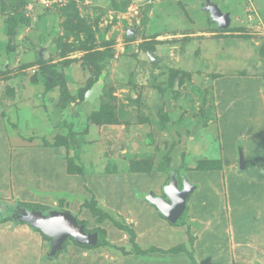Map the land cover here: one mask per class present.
<instances>
[{"label":"rangeland","instance_id":"1","mask_svg":"<svg viewBox=\"0 0 264 264\" xmlns=\"http://www.w3.org/2000/svg\"><path fill=\"white\" fill-rule=\"evenodd\" d=\"M26 210L107 244L53 258ZM263 220L264 0H0V264H264Z\"/></svg>","mask_w":264,"mask_h":264},{"label":"water","instance_id":"2","mask_svg":"<svg viewBox=\"0 0 264 264\" xmlns=\"http://www.w3.org/2000/svg\"><path fill=\"white\" fill-rule=\"evenodd\" d=\"M210 9L215 20L222 27L230 26L232 20L228 13H223L216 5H211ZM90 95L89 92L86 97H90ZM190 192L191 187H187L173 198L172 204L166 200H160L159 207L171 222H177L183 215ZM20 220L52 238V252L60 250L69 238H73L80 245L95 246L99 242V233L96 231L87 232L85 225L80 224L75 215L69 211L53 210L47 215L40 210H26Z\"/></svg>","mask_w":264,"mask_h":264},{"label":"trees","instance_id":"3","mask_svg":"<svg viewBox=\"0 0 264 264\" xmlns=\"http://www.w3.org/2000/svg\"><path fill=\"white\" fill-rule=\"evenodd\" d=\"M220 167H221V165H218V168L216 167V169H219ZM216 169H214V168H210V167H205L204 169H201V170L210 171V170H216ZM187 187H189V186L186 185V186L184 187V190H185ZM184 190H183V191H184ZM183 191H176V190H169V191H168V195H169V198H170V200L172 201V203H173V198H174L175 196H177L179 193L183 192ZM188 198H189V196H188ZM188 198H187V200H188ZM163 199H164V198H158V199H156L155 204H156V206L158 207V210H159L160 214H161L164 218H166L167 220H169V219L166 217V215L162 212V210L160 209V207H159V202H160V200H163ZM168 202H169V201H168ZM169 203H171V202H169ZM172 203H171V204H172ZM186 203H187V202H186ZM91 209H93V211H94L93 213H94L95 215L101 214V215H103V216H106V212L103 211L102 209H98V208H97V209H94V208H92V207H91ZM187 212H188V208H187V206H186L183 215L180 217V219H179L177 222L174 223V225H183V224L185 223V216H186ZM169 221H170V220H169ZM79 223L85 225V227H86V231H87V232H93V231H91V230L88 229V227H87V221H79ZM172 223H173V222H172ZM117 224H118V226H120L121 229L127 230L129 233L132 234V238H131V239H132V241L134 242V237H135L134 231H133L132 229H130L128 226L123 225L122 223L117 222ZM96 232L99 233V242H98L97 246H102V245L107 244V240H106L105 233L102 232V230H101V231H100V230H97ZM44 235H45V234H44ZM46 236H47V235H46ZM47 238H48V237H47ZM72 239H73V238H72ZM84 246H85V245H84ZM88 246H90V245H88ZM134 249H135L138 253L141 252V249H140L139 246H137V245L134 246ZM123 250H124L125 253L130 254V252L126 251L125 249H123ZM131 252H133V251H131ZM51 256H52V257L56 256V253H55V252H52V253H51Z\"/></svg>","mask_w":264,"mask_h":264},{"label":"crops","instance_id":"4","mask_svg":"<svg viewBox=\"0 0 264 264\" xmlns=\"http://www.w3.org/2000/svg\"><path fill=\"white\" fill-rule=\"evenodd\" d=\"M2 155V154H1ZM14 155V154H13ZM242 166H244V163H242ZM220 169V168H219ZM217 170V169H216ZM189 187H191V192H190V194H189V198H190V196L192 195L191 193L193 192V190H194V188H195V186L194 185H191L190 183H188L187 184ZM189 198H188V200H187V203H186V205L188 204V201H189ZM163 200H166V199H163ZM167 201V200H166ZM249 208H246L245 210H248ZM147 210H149V208L147 207ZM169 221V220H168ZM264 221V220H263ZM172 225H174V223H172L171 221H170V224H169V226H172ZM141 226H143V225H141ZM175 226H181V225H175ZM145 228H147V227H145ZM149 229H151V228H149ZM204 231V229H202V232ZM153 232H157V228L155 227V229H153ZM135 242V241H134ZM134 246L135 245H133V249H132V251L133 252H131L130 254H133V256H135L134 254H136V256H138V254L140 255V252L138 253L135 249H134ZM138 246V245H137ZM52 248V247H51ZM140 248V247H139ZM88 256V255H87ZM141 256V255H140ZM97 256H95L94 255V257H93V260H94V262H99V260H103L104 262H105V264H108V262H107V260H105V258L106 257H104L103 255H100L99 257H98V259L96 258ZM54 258V257H53ZM106 259H108V258H106ZM18 262H24L23 260H21V259H19L18 260ZM116 264V263H115Z\"/></svg>","mask_w":264,"mask_h":264}]
</instances>
